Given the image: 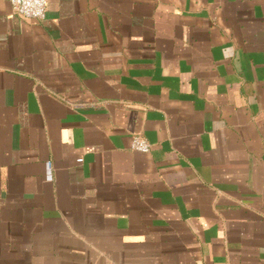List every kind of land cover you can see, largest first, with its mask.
<instances>
[{
    "label": "crops",
    "instance_id": "0c3cea01",
    "mask_svg": "<svg viewBox=\"0 0 264 264\" xmlns=\"http://www.w3.org/2000/svg\"><path fill=\"white\" fill-rule=\"evenodd\" d=\"M0 264H264V0H0Z\"/></svg>",
    "mask_w": 264,
    "mask_h": 264
},
{
    "label": "built area",
    "instance_id": "2783aa9c",
    "mask_svg": "<svg viewBox=\"0 0 264 264\" xmlns=\"http://www.w3.org/2000/svg\"><path fill=\"white\" fill-rule=\"evenodd\" d=\"M9 3L17 16L26 20L41 21L45 18L48 0H9ZM130 147L133 151L147 153L150 145L146 140L134 136Z\"/></svg>",
    "mask_w": 264,
    "mask_h": 264
}]
</instances>
